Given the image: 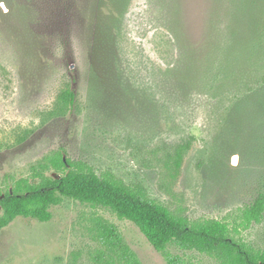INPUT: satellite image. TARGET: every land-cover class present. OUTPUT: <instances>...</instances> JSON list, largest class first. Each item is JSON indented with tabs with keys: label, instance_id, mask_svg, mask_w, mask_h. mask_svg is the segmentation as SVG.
<instances>
[{
	"label": "rangeland",
	"instance_id": "rangeland-1",
	"mask_svg": "<svg viewBox=\"0 0 264 264\" xmlns=\"http://www.w3.org/2000/svg\"><path fill=\"white\" fill-rule=\"evenodd\" d=\"M57 151L264 249V220L244 214L264 194V0H0V194L59 177ZM51 211L1 229L0 264H90L95 216L143 264H168L108 207L64 197Z\"/></svg>",
	"mask_w": 264,
	"mask_h": 264
},
{
	"label": "trees",
	"instance_id": "trees-1",
	"mask_svg": "<svg viewBox=\"0 0 264 264\" xmlns=\"http://www.w3.org/2000/svg\"><path fill=\"white\" fill-rule=\"evenodd\" d=\"M61 97L67 106L74 105V90L66 89ZM48 160L59 177L36 171L35 180L21 177L0 194V231L19 216L47 222L53 217L51 207L69 197L108 207L118 217L133 221L168 264H195L180 254L168 252L169 245L184 251L196 250L219 264H264V249L233 238L229 225L221 220H191L176 215L149 198L143 187L130 186L111 172L98 174L86 163L65 158L61 152H55ZM244 214L248 223L262 222L264 194ZM89 231L101 245L92 253L90 264H143L114 224L95 216Z\"/></svg>",
	"mask_w": 264,
	"mask_h": 264
}]
</instances>
